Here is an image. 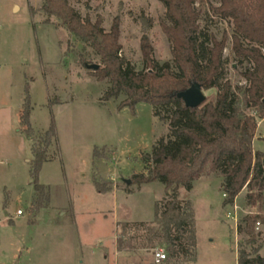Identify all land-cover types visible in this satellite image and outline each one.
<instances>
[{"label": "rangeland", "instance_id": "obj_1", "mask_svg": "<svg viewBox=\"0 0 264 264\" xmlns=\"http://www.w3.org/2000/svg\"><path fill=\"white\" fill-rule=\"evenodd\" d=\"M69 1L83 18L96 21L101 16L106 31L116 17L120 19L121 54L137 70L144 68L145 34L156 60L173 65L171 43L161 26L165 8L160 0ZM44 2L0 0V264H238L242 249L251 259L264 257V224L256 227L255 243H248L241 229L244 217L256 211L246 203L247 190L235 204L225 205L224 178L209 168L192 190L181 187L178 192V198L191 200L194 208V262L171 258L164 241L146 249L130 240L137 231L124 232L122 224L152 223L156 204L162 207L167 199L160 181L139 185L127 180L136 173L147 174L150 164L144 160L156 141L169 135V122L155 117L148 102L120 107L125 93L105 100L110 81L98 80L88 67L101 65V57L59 18L52 16L46 23ZM218 4L219 0L196 1L200 27L208 37L221 39L227 34V78L242 100L247 64H241L233 52L232 23L213 11ZM30 6L35 9L33 16ZM202 91L205 101L215 99L216 89ZM27 94L33 106L34 141L19 118ZM52 116L60 153L58 144L52 143L49 157L55 159L44 163L39 174L50 202L33 211L31 147L42 142ZM258 122L253 145L264 152V119ZM95 178L112 189L99 192ZM19 209L23 215L17 214ZM155 248L164 249L167 259L155 261Z\"/></svg>", "mask_w": 264, "mask_h": 264}, {"label": "trees", "instance_id": "obj_2", "mask_svg": "<svg viewBox=\"0 0 264 264\" xmlns=\"http://www.w3.org/2000/svg\"><path fill=\"white\" fill-rule=\"evenodd\" d=\"M160 1L165 8L161 26L171 43L173 65L156 60L153 45L145 34L141 39L142 70H137L121 54L118 17L106 31L101 16L96 21L83 18L69 0H45L42 10L47 15L46 23H50L52 16L59 18L101 57L102 63L94 73L98 80L110 81L105 100L125 93L120 107L134 108L139 102H148L155 117L169 122V135L158 139L144 160L150 164L147 174L136 173L131 180L139 185L160 181L167 199L162 207L156 204L152 223L126 222L122 226L124 232L133 228L137 231L130 240L138 241L140 247L152 249L154 242L164 241L171 258L194 262L197 258L194 208L191 200L181 201L178 192L181 187L192 190L207 168L224 178L225 205L235 204L239 194L247 190L246 203L256 209L244 217L241 226L249 237L248 243H255L258 238L257 221L264 224V152L253 145L258 120L264 119V0H219L213 7L215 15L232 23L233 52L241 64H247L242 72L247 81L242 100L227 78V34L221 39L203 34L197 0ZM30 12L32 16L35 14L32 6ZM195 82L204 90L216 89L215 99L198 107L187 106L181 93ZM29 98L27 94L20 121L27 137L34 141L35 130L30 120L33 106ZM43 137L42 142L31 147V176L36 193L33 211L50 202L46 186L39 182V174L44 163L55 159L49 157L52 143L58 144L60 153L53 116ZM94 184L101 193L112 189L103 187L96 178ZM123 245L121 238L120 250ZM132 247L129 244V249ZM238 264H264V257L251 259L242 249Z\"/></svg>", "mask_w": 264, "mask_h": 264}, {"label": "water", "instance_id": "obj_3", "mask_svg": "<svg viewBox=\"0 0 264 264\" xmlns=\"http://www.w3.org/2000/svg\"><path fill=\"white\" fill-rule=\"evenodd\" d=\"M89 68L98 70L99 64H88ZM202 86L195 82L188 89L181 93V97L184 99V102L189 107H198L205 102V96L203 94ZM127 183L131 184V180L128 179Z\"/></svg>", "mask_w": 264, "mask_h": 264}, {"label": "built area", "instance_id": "obj_4", "mask_svg": "<svg viewBox=\"0 0 264 264\" xmlns=\"http://www.w3.org/2000/svg\"><path fill=\"white\" fill-rule=\"evenodd\" d=\"M224 195L226 196L225 193H224ZM17 214L18 215H21V214H23V211L21 209H19L17 211ZM259 225H261V222L260 221H257L256 227L258 228ZM153 251H154L155 261L161 262V261H164L165 259H167V253H166V251L164 249H162V248H155V249H153Z\"/></svg>", "mask_w": 264, "mask_h": 264}, {"label": "crops", "instance_id": "obj_5", "mask_svg": "<svg viewBox=\"0 0 264 264\" xmlns=\"http://www.w3.org/2000/svg\"><path fill=\"white\" fill-rule=\"evenodd\" d=\"M19 118H20V116H19ZM21 122V121H20ZM49 162V161H48ZM237 200V199H236ZM236 202V201H235ZM21 215H23V214H21Z\"/></svg>", "mask_w": 264, "mask_h": 264}]
</instances>
